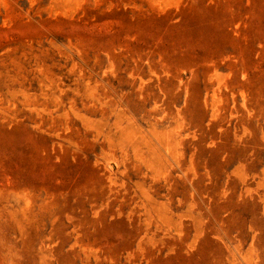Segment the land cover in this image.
<instances>
[{
  "label": "rangeland",
  "instance_id": "obj_1",
  "mask_svg": "<svg viewBox=\"0 0 264 264\" xmlns=\"http://www.w3.org/2000/svg\"><path fill=\"white\" fill-rule=\"evenodd\" d=\"M0 264H264V0H0Z\"/></svg>",
  "mask_w": 264,
  "mask_h": 264
}]
</instances>
